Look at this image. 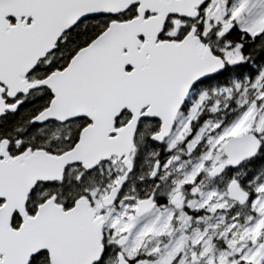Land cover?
Returning <instances> with one entry per match:
<instances>
[{
    "label": "snow or ice",
    "instance_id": "1",
    "mask_svg": "<svg viewBox=\"0 0 264 264\" xmlns=\"http://www.w3.org/2000/svg\"><path fill=\"white\" fill-rule=\"evenodd\" d=\"M0 264H264V0H0Z\"/></svg>",
    "mask_w": 264,
    "mask_h": 264
}]
</instances>
